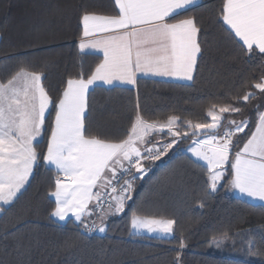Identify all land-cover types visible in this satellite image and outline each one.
<instances>
[{"label": "snow or ice", "instance_id": "obj_1", "mask_svg": "<svg viewBox=\"0 0 264 264\" xmlns=\"http://www.w3.org/2000/svg\"><path fill=\"white\" fill-rule=\"evenodd\" d=\"M111 2L113 14L82 10L79 53H102V59L87 76L83 71L69 76L58 99L45 88L44 74L26 67L0 81V213L6 211L3 206L18 199L34 169L43 166L54 171L47 195L55 206L49 215L60 221L74 220L88 233H104L109 216L125 213L136 180L147 174L152 162L189 136L192 143L187 151L204 162L211 192L230 177V189L262 202L259 206L264 208V105L254 106V122L229 118L243 113L242 102L264 96V72L242 94L231 95L229 102L211 103L207 109L210 121H181L176 115L163 122L149 121L137 98L134 117L123 137L89 131L88 94L98 82L135 87L140 75L194 81L202 57L198 39L202 27L194 15H186L199 6V0ZM218 21L227 26L241 55L264 61V0H222ZM52 112L54 119L46 127ZM164 129L170 139H149ZM45 133L46 151L40 148ZM241 133L247 139L239 147ZM130 225V234L134 230L168 237L174 233L176 221L133 209ZM222 235L228 239L227 233ZM185 247L180 238L176 264H180L179 250ZM250 254L257 253L250 250Z\"/></svg>", "mask_w": 264, "mask_h": 264}, {"label": "trees", "instance_id": "obj_2", "mask_svg": "<svg viewBox=\"0 0 264 264\" xmlns=\"http://www.w3.org/2000/svg\"><path fill=\"white\" fill-rule=\"evenodd\" d=\"M221 4L222 0H200L198 7L186 13L194 15L202 27L198 37L202 57L194 81L139 77L135 87L95 85L88 94L89 131L123 137L137 98L149 121L163 122L169 115L181 121H209L211 103H227L231 95L247 90L264 72V61L241 55L227 26L218 21ZM84 8L113 14L111 0H0V81L26 67L42 72L45 88L58 99L69 76L80 71L90 74L102 56L79 53ZM257 104L264 105V96L242 102L243 113L229 118L254 122ZM53 118L54 112L48 115L46 127ZM166 134L167 130L153 133L152 138L169 139ZM191 138L181 140L150 167L145 162L149 170L136 180L125 213L109 217L102 234L85 232L75 221H55L49 215L54 201L47 195L54 171L35 168L18 199L0 213V264H176L180 238L186 243L179 250L180 264H264V208L229 195L225 186L230 177L211 192L204 164L184 151ZM246 139L240 134L238 146ZM46 140L47 133L41 150H46ZM133 209L174 219V233L167 238L130 234ZM223 233L228 239L222 252H217L213 245L225 239Z\"/></svg>", "mask_w": 264, "mask_h": 264}, {"label": "crops", "instance_id": "obj_3", "mask_svg": "<svg viewBox=\"0 0 264 264\" xmlns=\"http://www.w3.org/2000/svg\"><path fill=\"white\" fill-rule=\"evenodd\" d=\"M199 3H200V0H199ZM178 18H183V16H181V17H178ZM81 33H82V24H81ZM81 38V37H80ZM80 38L78 39V41H77V46H78V44H79V42H80ZM95 54H99V55H101L102 56V53H95ZM102 59V58H101ZM139 77H146V78H153V79H161V80H169V81H177V82H190V81H187V80H183V79H179V78H174V77H160V76H152V75H148V76H143V75H140V76H138V78ZM96 85H104V84H102V83H100V82H98ZM95 86V85H94ZM104 86H111V85H104ZM118 86H129V87H132L131 85H118ZM93 87V86H92ZM91 87V88H92ZM264 110V109H263ZM164 130H166V129H164ZM152 138V136L149 138V139H151ZM153 140L155 139V138H152ZM151 139V140H152ZM245 142V141H244ZM243 142V143H244ZM243 143H242V145H240L239 147H242L243 146ZM46 151V150H45ZM225 191L229 194V195H233V196H239V197H241V198H244V199H246L247 201H250V202H252V203H257V204H261L262 202H260V201H258V200H252L251 198H248V197H246V196H244V197H242L239 193H238V191H236V190H233V189H230V187L226 184V186H225ZM6 206V205H5ZM109 217H111V216H109ZM108 217V218H109ZM93 219H95V217H93ZM74 221V220H73ZM95 232H97V231H95Z\"/></svg>", "mask_w": 264, "mask_h": 264}, {"label": "rangeland", "instance_id": "obj_4", "mask_svg": "<svg viewBox=\"0 0 264 264\" xmlns=\"http://www.w3.org/2000/svg\"><path fill=\"white\" fill-rule=\"evenodd\" d=\"M54 119V118H53ZM230 119H235V120H237V121H239V120H241V119H238V118H230ZM242 119H245V118H242ZM209 121H210V118H209ZM167 130V129H166ZM242 134V133H241ZM239 135L240 134H238V140H239ZM159 139V138H158ZM157 139V140H158ZM170 139V138H169ZM191 143H192V138L189 140V142L187 143V145L184 147V151L187 153V154H189L192 158H194L195 160H196V158L195 157H193L192 156V154L190 153V152H188L187 151V149H188V147L191 145ZM199 162H202L203 164H204V162L203 161H199ZM135 171V170H134ZM136 175L137 176H139V175H141L140 173H136ZM144 176V175H143ZM222 182V181H221ZM220 185H218V187H219ZM218 189V188H217ZM53 219L55 220V221H57V222H61V223H63V222H65V221H60V220H58L57 218H55V217H53ZM130 228H131V225H130ZM97 233H99V234H102V233H100L99 231H97ZM132 233L133 234H136L135 233V231L133 230L132 231ZM138 235H145V236H150V237H162V238H167V237H164V236H162V235H160V234H158V233H148V232H146V231H141ZM168 237H170V236H168ZM225 240L226 239H221V240H219L218 241V244H219V246H217V244H214L213 246H214V248H215V250L217 251V252H222V246H224V244H225ZM216 243V242H215Z\"/></svg>", "mask_w": 264, "mask_h": 264}]
</instances>
